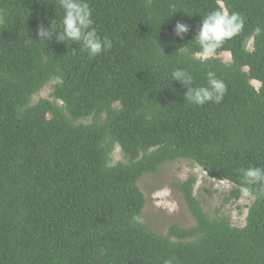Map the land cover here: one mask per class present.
Listing matches in <instances>:
<instances>
[{"label": "trees", "instance_id": "16d2710c", "mask_svg": "<svg viewBox=\"0 0 264 264\" xmlns=\"http://www.w3.org/2000/svg\"><path fill=\"white\" fill-rule=\"evenodd\" d=\"M85 2L112 41L95 57L81 42L38 37L39 25H59V0H0V264H264V180L241 171L264 169V0H223L244 20L212 50L229 62L196 56L217 0ZM177 21L188 26L180 36ZM177 69L190 88L212 72L222 99L190 102L171 80ZM49 81L52 99L32 103ZM115 145L126 161L110 164ZM177 159L232 182L225 202L251 195L245 222L220 208L210 217L189 176L176 189L195 225L149 230L137 182Z\"/></svg>", "mask_w": 264, "mask_h": 264}, {"label": "rangeland", "instance_id": "374dc122", "mask_svg": "<svg viewBox=\"0 0 264 264\" xmlns=\"http://www.w3.org/2000/svg\"><path fill=\"white\" fill-rule=\"evenodd\" d=\"M248 47L251 48V42ZM196 56L201 59L218 56L224 62L230 61L228 52L216 55L211 51ZM53 82L46 83L40 92L33 96L32 103L41 97L52 99L50 92ZM252 84L256 88L259 86L256 81ZM89 120V118H85L78 121L89 122ZM119 161H126V159L119 146L115 145L111 153L110 164ZM189 176L196 178L193 194L210 217H213L216 209L220 208L233 225H241L245 222L248 207L253 199L251 195L243 190L238 198L225 202V197L234 187L232 182L210 178L191 160L177 159L161 164L155 173L145 174L137 182L145 197L141 218L149 230L165 235L171 224L183 228L195 225L194 218L185 205L180 192L176 189V185ZM171 239L175 240L174 237Z\"/></svg>", "mask_w": 264, "mask_h": 264}, {"label": "clouds", "instance_id": "9594fccd", "mask_svg": "<svg viewBox=\"0 0 264 264\" xmlns=\"http://www.w3.org/2000/svg\"><path fill=\"white\" fill-rule=\"evenodd\" d=\"M63 11L59 25L52 19L50 26L39 25L37 35L46 41L55 37L59 42H81L90 57L99 55L102 51L112 47V41L107 37L103 40L92 27V11L85 0H59ZM244 20L238 13L227 11L223 0H217V8L205 15L195 34L198 44L204 52H211L219 47L226 39L237 35L243 28ZM177 36L188 31V26L177 21L173 29ZM261 29H254L259 35ZM207 85L190 88L192 77L183 70L177 69L171 73V80H175L188 87L185 97L192 103L202 105L207 101L219 102L224 94L225 85L216 79L212 72L207 73ZM246 182L256 183L264 180V169L250 167L242 169ZM133 219H136L135 217Z\"/></svg>", "mask_w": 264, "mask_h": 264}, {"label": "bare ground", "instance_id": "6f19581e", "mask_svg": "<svg viewBox=\"0 0 264 264\" xmlns=\"http://www.w3.org/2000/svg\"><path fill=\"white\" fill-rule=\"evenodd\" d=\"M252 82H255V81H252Z\"/></svg>", "mask_w": 264, "mask_h": 264}]
</instances>
